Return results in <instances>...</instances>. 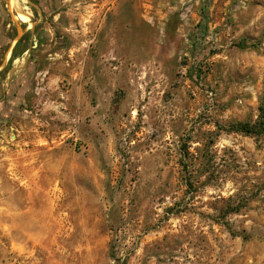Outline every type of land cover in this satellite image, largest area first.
<instances>
[{"label": "rangeland", "instance_id": "374dc122", "mask_svg": "<svg viewBox=\"0 0 264 264\" xmlns=\"http://www.w3.org/2000/svg\"><path fill=\"white\" fill-rule=\"evenodd\" d=\"M262 111L264 0H0V264H264Z\"/></svg>", "mask_w": 264, "mask_h": 264}, {"label": "trees", "instance_id": "16d2710c", "mask_svg": "<svg viewBox=\"0 0 264 264\" xmlns=\"http://www.w3.org/2000/svg\"><path fill=\"white\" fill-rule=\"evenodd\" d=\"M15 37H16V32H15V30L12 29V34L9 36V39L14 40ZM39 37H38V41H39ZM26 38H27V34H24L23 36H21L20 38H18L15 41V43L12 47L11 56L8 60V65L16 57H18L19 55H21L22 53H24L26 51V47L24 45V40ZM41 40H42V38H40V41ZM1 51L3 52V49ZM4 52H6V48H4ZM1 74H3V72H1ZM263 113L264 112L262 111V114ZM229 130L234 131V132H240L243 134H251V135H255V136L264 135V120L258 119L257 121H255L253 123L247 122V121L231 123L229 126ZM239 207L240 206H234L232 208V211H237L239 209Z\"/></svg>", "mask_w": 264, "mask_h": 264}, {"label": "crops", "instance_id": "0c3cea01", "mask_svg": "<svg viewBox=\"0 0 264 264\" xmlns=\"http://www.w3.org/2000/svg\"><path fill=\"white\" fill-rule=\"evenodd\" d=\"M8 57H9V53L5 55L6 60L8 59Z\"/></svg>", "mask_w": 264, "mask_h": 264}]
</instances>
